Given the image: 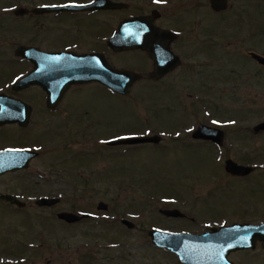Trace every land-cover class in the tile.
<instances>
[{
    "label": "rangeland",
    "instance_id": "obj_1",
    "mask_svg": "<svg viewBox=\"0 0 264 264\" xmlns=\"http://www.w3.org/2000/svg\"><path fill=\"white\" fill-rule=\"evenodd\" d=\"M122 1L131 8L116 11L115 24L127 13L141 9L150 13L155 8L152 0ZM173 4L177 7L172 10L163 8L164 24L182 18L195 20L211 27L215 34L212 40L224 36L231 43L221 45L210 56L194 59L191 70L179 71L170 79L137 82L127 95L89 85L78 100L75 95L69 97V107L64 108L68 112L49 120L95 119L110 122L115 134L136 129L162 136L157 145L146 143L141 150L123 155L115 152L109 171L108 161L93 158L92 145H85V141L79 159L82 175L60 166L73 143L53 140L41 123L47 117L42 99L35 96L34 142L40 154L25 174L0 177V191L26 201L24 208L0 203L2 264H183L175 253L155 246L149 234L153 228H197L167 220L160 213L162 208L175 210L164 203L173 196L181 200L179 204L189 201L184 210L198 221H210L207 203L225 213L229 221L249 218L250 209L249 214H242L240 208L250 205L241 201H251L255 183L227 180L221 175L226 155L242 164L264 167V132L254 131L255 124L264 120V67L248 56L250 51L264 55V0L233 2L222 13L215 12L209 0H173ZM130 57L115 56L112 60L116 68L137 65ZM205 57L211 58L206 61ZM210 79L220 86L218 93L207 92L206 81ZM71 100H75L72 108ZM200 123L225 128L223 148L192 138V130ZM65 167L73 168L71 163ZM41 196L60 197L62 201L51 208L40 207L36 199ZM101 201L108 205L106 210L98 209ZM62 210L97 216L68 226L57 219L56 213ZM122 218L132 220L134 227L122 224ZM64 235L65 239H60ZM231 258L252 264L249 254Z\"/></svg>",
    "mask_w": 264,
    "mask_h": 264
},
{
    "label": "flooded vegetation",
    "instance_id": "obj_2",
    "mask_svg": "<svg viewBox=\"0 0 264 264\" xmlns=\"http://www.w3.org/2000/svg\"><path fill=\"white\" fill-rule=\"evenodd\" d=\"M94 1L96 0H44L39 3L37 0H0V152L10 151L8 153L18 159L20 165L22 164V167L7 171L1 176L18 173L25 174L30 170L33 162L40 154V150L36 148L37 146L34 142L36 125L35 96L42 99L43 114L47 117L46 119L43 118L44 120L41 123L45 124L50 136L54 138L53 140L73 143L70 146L72 151H69L70 148L68 149L69 155L64 156L60 164L65 170L82 175V169L80 170L79 168V159L82 157L84 144L92 145L91 151H89L92 152L93 158L106 159L108 161L106 165L107 171L112 166V162L109 160L113 159L115 152L123 155L128 152L141 150L146 145V143L110 144L111 141L118 138L148 134L144 133V131H136V129L133 132L115 134L110 122L107 121L95 119L68 121L63 119L55 122L49 120L55 114H59V117L60 115L62 116L61 113H65L67 110L64 108L69 107L67 104L69 97L71 96L72 98L75 95L78 100L81 92L85 91L89 85H97L105 91L118 93L99 81L73 84L63 92L57 88H45L41 84L35 83V79L38 77H43L47 80L46 82L52 83V76L54 74L57 75L60 69L59 62L56 60L58 53L93 54L91 63L95 61L92 67L96 75H100L102 69L108 68L101 60L106 61L110 67L114 68L116 66L112 59L115 56H132L130 58L135 62L137 61V65L117 68L137 72L139 78L135 83L151 80L157 83L170 79L179 71L182 73L191 70L190 65L195 61L194 59L200 56L204 57L207 54L210 56L221 45L225 47L231 43L226 42L224 36L221 37L222 40H212L215 34L213 35L214 32H212L211 27L209 25L196 24L195 20L188 21L182 18L169 25L164 24L162 21L165 14L163 8H171L172 10L177 7V4H173V0H152L155 8H151L150 13L145 11V9H141L138 13H127L117 24L114 23V13L116 11L129 10L131 8L130 4L122 0H102L103 2L97 4L101 7H78V5L89 4ZM253 1L255 0H228L226 9L214 11L217 13L226 12L231 8L233 2L251 3ZM64 6H67V8ZM103 15H106L107 18L99 19ZM134 16L147 17L146 22L151 24L149 27H154V29H149L147 26V30V23H145V28L140 29L139 32L126 31L123 33L122 37L128 39V43L115 44L114 37L119 24L123 20ZM49 22L53 26H48ZM132 37H140L143 41L140 44L133 43L131 41ZM146 47H151L152 50H148ZM253 52L255 51L248 53L249 58L264 67L252 56ZM99 56H102V58L99 59ZM205 58L206 61H209L211 57ZM156 60L161 64L158 71H155ZM155 72H157V75H155ZM60 84L61 82H53L50 86ZM205 88L207 92L218 93L221 90L220 86L212 83L211 79L206 81ZM52 95H60L61 97L59 99H49ZM72 101L75 100H71L70 108L75 106ZM209 125L222 128L225 131L226 138L225 128L214 124ZM255 132H264V130ZM193 139L219 147L210 140ZM83 141H85L84 144ZM161 141L162 137L158 143L149 142V144L157 145ZM56 145L58 146L59 143ZM223 145L220 148H223ZM35 151H38V155L29 158V155ZM225 157L235 160L230 155ZM254 157L257 158V155L255 154ZM68 163H71L73 168H66L65 166ZM252 166L253 169L246 175H235L226 169L225 173L221 175L222 177H228L227 180H252L255 183V186H253L255 191L250 190L251 201H241V203L250 205V208H240V213L242 214H249L248 209H250L249 218L229 221L225 213L221 212L220 209L210 207L207 203L208 210L206 209L207 211H205L210 217V221L208 219L207 221L204 220V222L202 220L198 221L189 211L184 210L185 205L189 201L186 200L179 204L181 200H178L177 196H173L170 200H165L164 203L170 204V208L178 211L173 215H169L166 209L162 208L160 213L164 214L167 220L172 219L175 222H180V224L196 225L197 228L192 227V229H189L185 227L171 231L197 235L215 231L222 226L250 224V231H248L249 229H242L239 232L245 247L231 251L228 257L235 264H245L234 261L231 257L234 254H249L252 264H264V230L262 229L263 231H261L259 229V226L264 225V167L261 164ZM51 168L54 167L51 166ZM253 174L258 175L255 178ZM4 193L10 192L5 191ZM14 195L23 200L21 196ZM0 203L16 206L1 198ZM59 203L55 204V206ZM53 206H45V208ZM216 210L218 211L217 213H215ZM62 211L78 213L76 210ZM58 213H56V216ZM93 214V217H86L77 222H67L59 219L58 216L57 219L68 226H76L85 219L97 216V213ZM214 216H218V220L221 221H217ZM162 229L170 230L166 227H162ZM60 239H65V235L60 237ZM24 247L28 248L27 243ZM0 264H2L1 261Z\"/></svg>",
    "mask_w": 264,
    "mask_h": 264
},
{
    "label": "water",
    "instance_id": "obj_3",
    "mask_svg": "<svg viewBox=\"0 0 264 264\" xmlns=\"http://www.w3.org/2000/svg\"><path fill=\"white\" fill-rule=\"evenodd\" d=\"M103 2L102 0H96L89 4L78 5L81 8H94L101 7L97 5ZM211 7L213 10L222 11L227 8L228 0H210ZM67 8V6H64ZM119 7V6H118ZM147 17L135 16L123 20L116 31L114 41L115 44L128 43V39H124L123 33L126 31L139 32L140 29L145 28ZM149 20V19H148ZM150 21V20H149ZM150 29L151 24L147 23L146 29ZM153 26V25H152ZM151 29H154L152 27ZM148 30V29H147ZM131 41L136 44H140L143 40L140 37H132ZM148 50H152L151 47H146ZM96 56V55H94ZM252 56L262 65H264V55L256 52L252 53ZM102 56H99L101 59ZM93 54H76L71 52L58 53L56 60L59 62L60 69L58 74L52 76L53 82L59 83L60 85H51L52 83L46 82L43 77L35 79V83L41 84L45 88H57L62 92L73 84L84 83L88 81H99L105 85H108L112 89L126 94L130 91L133 83L139 78V74L135 71L112 68L104 60H101L108 66V68L102 69L100 75H96L92 67L94 62L91 63ZM161 64L155 61V71ZM157 75V72H155ZM60 95H52L49 99H59ZM256 131L264 129V122L257 124L254 128ZM192 136L197 139H207L216 142L218 145H222L224 142L225 133L223 129L210 126L208 124H200L192 133ZM160 136H128L125 138L115 139L110 142L112 145L119 144H135L144 142H159ZM10 151L0 152V176L7 171H13L22 167L20 161L13 155L8 153ZM37 152L29 155V158L35 157ZM225 168L235 175H246L253 167L249 165L239 164L233 159H228L225 163ZM0 198L8 200L19 207H24L26 202L18 199L13 194L2 193L0 191ZM60 201L58 197H41L37 200L39 206H52ZM108 205L104 202L98 204L99 210H106ZM178 210H166L169 215H173ZM90 213L76 214L74 212L62 211L58 213L60 219H64L67 222L80 221L83 218L91 217ZM123 223L129 227H133L134 223L128 219H123ZM251 228L250 224H233L230 226H222L221 228L199 235L190 233H175L162 229L150 230V237L152 243L161 248L169 249L175 252L180 262L184 264H234L229 260L228 255L231 251L245 247L244 241L240 238V231ZM261 231L264 230V225L259 226ZM263 229V230H262ZM250 231V229L248 230ZM248 233V232H247Z\"/></svg>",
    "mask_w": 264,
    "mask_h": 264
}]
</instances>
